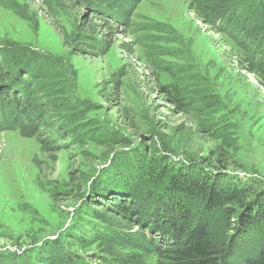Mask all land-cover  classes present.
Returning <instances> with one entry per match:
<instances>
[{
    "label": "rangeland",
    "instance_id": "1",
    "mask_svg": "<svg viewBox=\"0 0 264 264\" xmlns=\"http://www.w3.org/2000/svg\"><path fill=\"white\" fill-rule=\"evenodd\" d=\"M108 10L93 0H0V47L28 57L35 52L37 66L64 78L58 94L66 90L75 98L84 133L74 143L73 126L62 128L66 106L42 107L53 127L39 135L0 129V264H14L10 255L37 264L33 260L44 251L54 264H66L69 252L103 264L97 242L72 240L69 232L87 236L93 210L111 214L113 204L91 199L112 186L129 150L175 173L182 168L181 157L161 156L160 137L168 128L191 125L194 111L184 96L200 100L196 91L203 94L195 106L204 117L205 146L222 153L226 166L218 180L225 186L237 181L250 197L264 198V85L235 39L209 24L191 0H141L123 25ZM6 67L0 64V71ZM174 85L184 91L181 105L163 92ZM262 230L264 224L254 232ZM240 239H246L237 245L241 254L257 238ZM49 240L55 243L50 251Z\"/></svg>",
    "mask_w": 264,
    "mask_h": 264
},
{
    "label": "trees",
    "instance_id": "2",
    "mask_svg": "<svg viewBox=\"0 0 264 264\" xmlns=\"http://www.w3.org/2000/svg\"><path fill=\"white\" fill-rule=\"evenodd\" d=\"M93 1L97 5L104 3L113 19L123 25L141 0ZM191 1L209 24L220 26L235 39L250 71L261 76L264 85V0ZM35 56V52L28 57L22 50L0 47V64L7 66L5 72L0 71V129H16L26 136L39 135L41 128L53 127L52 117L46 118L45 109L66 106L70 113L60 122L63 129L66 125L73 126L71 133L77 143L76 138L84 134L80 121L76 120L77 102L66 90L58 94L60 87L65 88L64 78L55 77L56 72L44 65L37 66L39 58L34 59ZM16 82L21 85L14 88ZM168 86L163 92L173 102L180 105L187 102L194 111L191 125L168 128L169 133L160 137L161 156L173 162L175 156L181 157L182 168L175 173L170 166H158L156 158L129 150L131 154H124L112 186L103 188L97 197L95 192L96 198L91 199L113 204L111 214L93 210L91 217L95 220L87 236L69 232L68 237L82 243L97 242L101 254L96 258L103 264H264V230L260 235L254 232L264 224V198L250 197L249 191L237 181L225 186L218 180L219 169L226 166L222 153L216 155L214 150H208L203 140L207 135L204 117L195 106L202 101L203 94L194 90L192 95L200 100L184 96L182 102L184 91L175 85ZM40 95L43 102L37 100ZM110 152L115 150L108 149L107 153ZM129 155L132 160L126 162L125 158L131 159ZM195 171L203 173L202 179L196 180ZM135 225L138 230L133 232ZM233 227L235 236L231 234ZM241 237L257 238L254 248L236 253L237 245L246 241ZM46 245L50 251L55 243L49 240ZM42 254L33 261L54 264V258L46 262L48 252ZM69 254L66 264H89L72 256V252ZM152 255L156 259L148 261L146 258ZM8 257L14 264H35L24 255Z\"/></svg>",
    "mask_w": 264,
    "mask_h": 264
}]
</instances>
